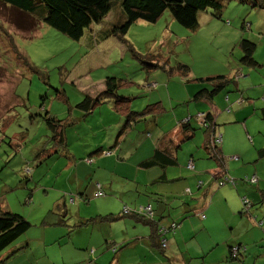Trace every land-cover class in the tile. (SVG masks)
Masks as SVG:
<instances>
[{"label": "rangeland", "instance_id": "obj_1", "mask_svg": "<svg viewBox=\"0 0 264 264\" xmlns=\"http://www.w3.org/2000/svg\"><path fill=\"white\" fill-rule=\"evenodd\" d=\"M218 1L222 4L221 8L215 11L218 15L211 14V9L198 11L196 20H194L195 29L185 26L183 23L185 17L182 16L181 19L175 17L168 8L155 21L139 19L131 23L122 37L127 47V55L115 65L119 67L130 63L125 66V70H130L135 65L139 74H142L143 77L151 74L154 81H157L156 76L163 74L167 76L170 70H178L177 75L170 76L171 81L168 88L169 92L172 89L175 93L176 90H173L172 87H177V91L181 95L185 94L182 87L190 83L191 80H186L183 72L177 68L178 65L188 66L189 75H193L194 72L196 77L220 74L235 75L234 85H228L226 89L217 92L214 97H216V105L223 107V115L229 114L230 120L244 121L242 117L249 113L259 115L257 107L260 105V94L264 95V6H253L250 1L245 0ZM117 4L113 2L112 8L116 10ZM20 16L21 12L0 1V209L23 215L30 222V226L0 252V264H63L60 247L63 249L62 255L65 254L66 257L71 255L74 249L68 238H66L67 242L62 245L56 241L59 237V234L55 233L58 226L52 221L55 216L48 215V213L55 210L53 204L55 198L57 194L62 193L59 184L63 175H58L57 172H67L65 167L70 162V156L66 154V150L77 153L86 152L85 146L78 145V135H83L84 138L90 139L92 142L100 143L107 137L113 141L118 134L121 136V140L126 138L128 142H131L133 134H127L129 129L125 133L119 132V128L122 130V126L126 122L127 114L120 112V107L117 109L116 105L123 104L128 108V111L142 113L143 116L139 117L140 119L137 118V123L142 122V119L146 120L144 119L146 118L144 116L145 106L140 103L131 108L128 97L124 98L125 102L117 104L114 96L107 95L105 86L91 96L93 102L89 106L90 108L96 103H100L97 105L98 107L104 106L98 109V113L101 110V114L93 115L92 124L97 123L98 118H114L116 113L109 110L118 112L116 122L105 120L107 126L102 130L93 127V133L87 130L86 122H82L81 125L68 126L67 124L64 133L65 144L57 146L60 145L61 134L53 137L51 130L54 125L61 123L64 127L66 123L62 120L48 122L47 117H53L48 111L57 113V118L54 117L55 120L64 118L66 115L72 119L78 114H73V112L70 114L67 105L63 101L57 100L56 93L63 94L64 100L68 103L70 101L72 106L75 99L83 98V81L80 79V83L76 82V84L71 82L72 77H79L78 68L82 66L84 69L81 73L82 76L87 75L89 71L91 74L88 76V80L92 81H96L99 70L93 71L85 63L90 60L92 55L84 49V46L79 45L77 40L69 38L43 22L35 30L26 32L16 26V22L21 20ZM242 37L250 39L256 44L253 54L258 63L256 67L244 65L239 61L242 51L238 46V41ZM23 58H26L27 61L25 62ZM139 84L141 86H136V89L141 87L146 94L143 95V100H145L150 91L143 87V81H140ZM131 86L135 87V83ZM119 88L120 92L126 89L125 86ZM140 100L142 99L134 98L131 101ZM252 102H255V106L251 105ZM183 104L191 108L190 114H187L188 117L190 116L189 122L195 123V126L199 125L197 115L203 114V107H208L209 104L204 99L192 100L191 98H185ZM66 111L68 112L65 113ZM213 111L221 118L216 123L217 128L222 132L223 115L217 106L213 108ZM80 112L78 113L80 114ZM253 118L255 117H251L250 120ZM239 125L242 127L241 122ZM232 128L234 145L243 148L244 135L241 134L237 125H232ZM145 129L150 132V128H144L142 133L141 129L137 127L132 138V141L133 139L136 141V146H139V149L134 148L133 150L134 158H129L122 164H107L104 166L105 171L110 166L112 170L115 169L116 173L129 174L128 178L133 179V175L137 171V166L133 161L140 159L135 157H143V152L148 146L146 140H149V135ZM197 129L195 136L186 142L194 144L196 141L199 144L203 141L205 135L199 127ZM248 129L249 136L253 137L251 132L254 131V127L248 124ZM219 133L217 132V134ZM246 140L249 142L247 138ZM67 143L68 145H66ZM105 148L107 149L108 145ZM201 153L206 166L217 165V157L209 158L208 150L205 152L201 149ZM58 154L61 156L59 157ZM178 157L184 159L181 150ZM239 162L242 163L241 160ZM178 163L183 172H191L193 169L187 167V163L185 166L188 169H183L184 164L179 161ZM251 165L252 163L244 164L245 168L243 167V169H246L244 173L251 172L249 171ZM178 168L179 166L172 167L173 170ZM167 170L170 173V167ZM78 172L80 176L85 174L82 170ZM140 175L143 178V169L139 170L138 176ZM207 175L211 177V173ZM233 177L236 176L233 175ZM56 179L57 184L54 186ZM218 180L214 179L213 181L218 184ZM116 181V184H121L124 180L117 177ZM239 182L242 181L235 179L232 185L235 186ZM218 186L221 185L218 184ZM193 194L191 193L189 196ZM189 196L187 197L189 198ZM70 197L72 198V196ZM114 197L120 198L119 196ZM245 197L241 204L246 206L249 201L251 205L250 212H248L251 213L248 215L250 220L258 222L263 219L264 212L258 218H255L256 216L253 214L254 210L261 207V204L257 201L251 202L249 198ZM60 198L59 196L57 199ZM69 203L67 205L73 206L74 210L69 212L71 216L65 215V225L72 228L78 217L76 210L78 200L73 203L69 201ZM107 204L110 207L113 206L109 202ZM91 205L81 204L82 215L87 213L86 211L91 208ZM262 207L264 208V205ZM166 210L165 213H167ZM175 212L176 208L173 206L172 215ZM45 230L47 233L44 243L41 238ZM64 232H68V229H65ZM66 236L61 238V241ZM23 244H27L26 251L19 250ZM70 249L72 250L70 251ZM254 260H256L255 264H264V257H255Z\"/></svg>", "mask_w": 264, "mask_h": 264}, {"label": "crops", "instance_id": "obj_2", "mask_svg": "<svg viewBox=\"0 0 264 264\" xmlns=\"http://www.w3.org/2000/svg\"><path fill=\"white\" fill-rule=\"evenodd\" d=\"M121 17L122 13L118 8L115 11H109L100 21L91 22L77 39L79 45L84 46V49L92 55L90 60L85 63L91 70H99V72L96 75V81L88 80L91 73L88 71L87 75L82 76L81 73L84 69L80 66L78 68L79 77L70 78L72 83H80L81 79L84 84V88L82 87L83 98L75 99L73 107L70 105V101L68 103L64 100L63 94L56 93L57 100L63 101L67 105L70 114L73 112L78 115L72 118L73 120L67 115L60 118L59 120L64 121L66 125L63 127L61 124V131L57 130V127L51 131L53 137H57L60 132L62 143L60 142V145L57 146H61V144H65L64 133L67 124L68 126L81 125L82 122H86L87 130L93 133V127L102 130L107 126L105 120L116 122L118 112L109 110L116 113L114 118H98L97 123L92 124L93 115L101 114V110L98 113V109L104 106L98 107L97 105L100 103H96L95 107L90 108L89 106L93 102L91 96L105 87L106 77L114 78L117 83L114 94L110 95L130 98L131 108L140 103L147 106L144 109L146 117L144 119L146 120L142 119V122L137 123V118L143 116L142 113H139L135 121L128 120L123 126L121 125L122 130L119 128V132L125 133L129 129L127 134H133L131 142H128L126 138L121 140V136L118 134L113 141L107 137L100 143L92 142L90 139L84 138L83 135H78V145L85 146L86 152L77 153L66 150V154L70 156V162L65 167L67 172H57L58 175H63L59 184L63 194H57L53 204L57 216L63 218L65 215L71 216L69 212L74 210V207L67 203L78 200L76 207L78 217L72 228L65 225L66 219L62 223L56 224L58 230L55 233L59 234L56 241L62 245L67 242L66 238H68L74 249V252L66 257L65 254L62 255L63 249L60 247L61 262L63 264H255V257H264V237H262L264 236V218L258 222L251 221L248 216L251 214L248 213L251 207L249 201L246 206H243L241 202L246 196L245 198H249L251 202L257 201L261 204V207L253 212L255 218L264 212L262 207L264 205V156L259 157L257 152L264 145V118L259 112L264 107L263 93L260 94V105L257 107L259 115L249 113L242 117L244 121L230 120L229 114L223 115V107L216 105L214 96L217 93L210 100L201 98L209 104L208 107H203L202 112H209L215 123L214 133L220 132L222 141L217 147V157L219 158L216 162L217 165L206 166L201 153V149L205 152L208 150L205 147L207 145L204 141L205 137L199 144L196 141L194 144H190L189 138L184 136V125L182 124L188 117L187 114L191 112V108L183 104L185 98L196 100L193 99V94L199 89L208 88V83L203 80H191L190 83L182 87L185 94L181 95L177 91V87H172L173 90H176L175 93L172 89L169 92L168 88L171 81L170 76L177 75V71H173L167 76L164 74L156 76L157 81H154L151 74L144 77L139 74L135 65L130 70H125V66L130 63L117 67L115 64L126 57L127 47L123 40L116 35L109 34L108 31L110 23L119 21ZM140 62L143 63L142 60ZM113 65L115 66L113 67ZM220 75L234 76L236 82L235 75ZM187 76L198 78L194 72L193 75H189L188 72ZM149 79L151 80L148 81ZM140 81H143V87L147 84H154V87L150 86L147 89L150 92L145 100H143V95L146 94L141 87L136 89V86H141ZM133 83H135V87L131 86ZM120 86H125L126 89L120 92ZM158 86L160 87L156 89L155 87ZM153 88L155 90H152ZM134 98L143 101L132 102L131 100ZM251 105L255 106V102H252ZM216 106L224 118L222 132L217 128L216 123L221 118L213 111ZM111 107L113 108V106ZM119 107V111L126 114L127 111L123 104L116 105L117 109ZM79 111H81L80 114ZM48 113L57 118V113L53 111H48ZM251 117L255 118L250 120ZM239 122L242 123V127ZM248 124L254 127V131L251 132L253 137L248 134ZM191 125L197 129L198 125L195 126V123ZM232 125H237L241 134L244 135L243 148L234 145ZM137 127L141 129L142 133L144 128H150V132L145 129L149 140H146L148 146L143 152V157H135L140 159L133 161L137 166L133 179L128 178L129 174L116 173L115 169L112 170L110 166L105 171L104 166L107 164H122L127 159L134 158L132 155L134 148L139 149V146H136V141L134 139L132 141ZM196 129L192 136H195ZM200 130L202 131L201 127ZM186 140L188 141L186 142ZM127 142L128 145L125 147ZM155 148L173 154L176 162L164 167L160 165L141 166L140 162L148 158ZM180 150L181 153L183 152L184 159L178 157ZM58 155L61 156V154ZM207 155L209 158L213 157L210 153ZM237 158L238 160H235ZM189 160L193 164V169L191 172H183L178 161L184 164L183 169H188L185 163ZM248 163H252L249 168L251 172L244 173V170L246 171L243 169V167L245 168L244 164ZM173 166H179V168L173 170ZM168 167H170V173H168ZM140 169H143V178H141L142 175L138 176ZM80 170L84 171V176H80L78 172ZM208 173H211V177L207 175ZM222 176L231 177L234 182L235 179L242 182H239L238 186L229 182L218 186L213 180L220 179ZM244 176H254L255 181L243 180ZM117 177L124 181L121 184H116ZM56 184L57 179L54 181V186ZM97 190H101L102 194L95 195ZM191 193L194 194L189 196ZM59 196L61 198L57 199ZM88 202L89 204H87ZM108 202L113 206L110 207ZM81 204H92L91 208L86 211L91 213L82 215ZM147 204L151 206L150 218L155 221L156 227H168L172 222L175 223L174 229H169L170 231H166L162 235L165 238V247L157 245V242L159 243L158 233L157 237L152 234L151 225L145 220L139 219V216L142 215L139 206ZM123 206L129 208L127 214L121 212ZM173 206L176 208V212L172 215ZM104 214H112L114 218L110 220L89 219ZM65 229H68V232L65 233ZM46 231L43 232L41 238L44 243ZM64 236H66L65 239L61 241ZM231 245L239 246L241 251L245 247V250L239 254L241 255L239 259L229 258V246ZM19 250L26 251L27 244L20 246Z\"/></svg>", "mask_w": 264, "mask_h": 264}, {"label": "trees", "instance_id": "obj_3", "mask_svg": "<svg viewBox=\"0 0 264 264\" xmlns=\"http://www.w3.org/2000/svg\"><path fill=\"white\" fill-rule=\"evenodd\" d=\"M6 5L14 7L18 12H21V20L16 22V26L23 29L26 32H31L35 30L38 25L43 22L61 33L65 34L73 40H77L83 34L85 28L89 26L91 22L100 21L110 10L113 9V2L118 3L117 8L122 13V17L117 22L110 23L109 34L116 35L122 40L123 35L127 31L131 23L141 19L145 21H155L165 9H169L173 15L179 19L182 16L185 17L183 23L185 26L195 29V21L198 11H204L211 9V14L218 15L215 13L222 6L221 2L218 0H0ZM250 1L253 6H264V0H245ZM238 46L240 47L242 54L239 58L240 63L256 67L258 65L257 61L253 57V52L255 50L256 44L254 41L241 38L238 41ZM20 53V52H19ZM26 62V58H23ZM179 71L183 72L187 80H203L208 83V88L199 89L193 94V99L205 98L210 100L219 90L226 89L228 85H234L235 78L228 77L226 75H215L207 77L193 76L188 77L189 72L188 66L178 65ZM182 68V69H181ZM178 70H170L169 73ZM107 95L114 94L117 83L112 77H106L105 80ZM114 96V95H113ZM116 103L120 104L124 101V97L115 95ZM100 98L98 97V100ZM97 101V99H95ZM82 103V102H81ZM147 108V106L145 107ZM127 123L128 120L135 121L136 117L140 112L128 111L125 107ZM260 115L264 118V107L260 109ZM203 124H199L197 127H201L205 135V147L209 150L212 156L217 157L218 155V144L213 141L214 136V120L210 116L209 112L202 114ZM190 116L187 117L185 122H183V132L186 138H190L196 127H193L189 122ZM48 122H55L60 120H55L54 117H47ZM57 127V130L62 129L60 125H54L53 130ZM60 133V132H58ZM56 134V133H55ZM62 143V141H61ZM258 156H264V145L258 151ZM219 160V158L217 157ZM175 156L170 154L166 150L155 148L153 153L146 159L140 162L143 167H150L153 165H160L164 167L168 164L175 163ZM56 211H49L48 215H54L52 220L57 223H62L65 217L57 216ZM142 214V213H141ZM97 218L98 220H110L114 216L112 214H104L99 216H93L89 219L92 220ZM140 220H145L152 227V234L157 237V228L155 221L150 217L140 215ZM30 226V222L21 214L12 212L9 210L0 209V252L3 251L9 244L16 240L22 233H24ZM165 234V232H164ZM159 237V234H158ZM158 241V239H157ZM159 247L160 243L157 242ZM237 246V245H234ZM234 246H229V258L239 259L241 255V249L237 250L236 255L231 254V248Z\"/></svg>", "mask_w": 264, "mask_h": 264}, {"label": "built area", "instance_id": "obj_4", "mask_svg": "<svg viewBox=\"0 0 264 264\" xmlns=\"http://www.w3.org/2000/svg\"><path fill=\"white\" fill-rule=\"evenodd\" d=\"M150 86L154 87V84H147L145 85V87L149 88ZM202 117V114H198L197 115V120L199 121L200 124H203V118ZM186 120V119H185ZM213 141L216 143V144H219L221 142V134H217V133H214V136H213ZM187 167H193V164L191 162V160H189L187 162ZM244 180L248 181V182H254L255 181V178L254 176H250V177H244L243 178ZM234 183V180L233 178L231 177H227V176H222V179H219L218 180V184H223V183ZM186 192H188V189H186ZM102 194V191L101 190H97V192L95 193V195H101ZM140 212L143 214V216H146V217H150L151 214H152V209H151V206L149 204L147 205H140ZM123 214H127L129 212V208H127L126 206H123L122 208V211H121ZM175 223L172 222L169 226L170 229H173L175 228ZM168 228L164 227V226H159L157 228V232L159 234V243H160V246L161 247H165V238L162 237V235L164 234V232L167 231ZM237 250H238V247L237 246H234L231 248V254L234 256L236 255L237 253Z\"/></svg>", "mask_w": 264, "mask_h": 264}, {"label": "clouds", "instance_id": "obj_5", "mask_svg": "<svg viewBox=\"0 0 264 264\" xmlns=\"http://www.w3.org/2000/svg\"><path fill=\"white\" fill-rule=\"evenodd\" d=\"M147 89H149V88H147ZM186 119H187V118H186ZM219 144H220V143H219ZM219 144H218V145H219ZM150 217H151V216H150ZM169 226H170V225H169ZM169 226L166 227V228H168L167 231L170 229ZM158 227H159V226H158ZM164 227H165V226H164ZM173 229H174V228H173ZM157 233H158V232H157Z\"/></svg>", "mask_w": 264, "mask_h": 264}]
</instances>
